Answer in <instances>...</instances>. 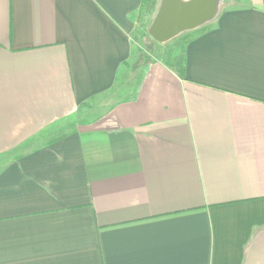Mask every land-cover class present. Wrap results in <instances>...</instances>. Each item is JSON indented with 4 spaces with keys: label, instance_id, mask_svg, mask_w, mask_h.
Segmentation results:
<instances>
[{
    "label": "crops",
    "instance_id": "0c3cea01",
    "mask_svg": "<svg viewBox=\"0 0 264 264\" xmlns=\"http://www.w3.org/2000/svg\"><path fill=\"white\" fill-rule=\"evenodd\" d=\"M141 1L0 0V264H264V0L179 70L129 66Z\"/></svg>",
    "mask_w": 264,
    "mask_h": 264
},
{
    "label": "rangeland",
    "instance_id": "374dc122",
    "mask_svg": "<svg viewBox=\"0 0 264 264\" xmlns=\"http://www.w3.org/2000/svg\"><path fill=\"white\" fill-rule=\"evenodd\" d=\"M143 7L135 16V25L131 31L132 55L130 65L148 66L152 63L163 64L170 69L179 70L182 64V53L193 31L181 33L177 37L165 43H158L148 34V28L158 9L160 0H144ZM205 26V25H204ZM73 120H62L55 124L54 130L71 127ZM63 130L59 131L62 132ZM54 132L53 134H55ZM52 135V134H51Z\"/></svg>",
    "mask_w": 264,
    "mask_h": 264
},
{
    "label": "water",
    "instance_id": "95a60500",
    "mask_svg": "<svg viewBox=\"0 0 264 264\" xmlns=\"http://www.w3.org/2000/svg\"><path fill=\"white\" fill-rule=\"evenodd\" d=\"M221 3L222 0H160L148 34L161 44L201 28L217 17Z\"/></svg>",
    "mask_w": 264,
    "mask_h": 264
},
{
    "label": "trees",
    "instance_id": "16d2710c",
    "mask_svg": "<svg viewBox=\"0 0 264 264\" xmlns=\"http://www.w3.org/2000/svg\"><path fill=\"white\" fill-rule=\"evenodd\" d=\"M144 2H145L144 0L141 1V5H140V7H139V10L141 9V6L143 5ZM143 6H144V5H143ZM143 6H142V7H143ZM208 26H209V25H205V26H203V27H201V28H198V29H196V30H193V34L191 35L190 38H192L195 34L201 32L202 30L207 29ZM190 38H189V39H190ZM188 41H189V40H188Z\"/></svg>",
    "mask_w": 264,
    "mask_h": 264
}]
</instances>
